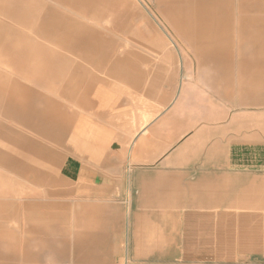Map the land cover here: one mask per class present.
Here are the masks:
<instances>
[{"label":"crops","instance_id":"obj_1","mask_svg":"<svg viewBox=\"0 0 264 264\" xmlns=\"http://www.w3.org/2000/svg\"><path fill=\"white\" fill-rule=\"evenodd\" d=\"M103 6V0H0V65L10 68H0V145L18 143L5 132L3 117L48 138L62 137L69 155L60 170L78 180L84 196L91 198L90 212L102 214L89 220L85 230L81 224L78 238L60 247L45 242L34 251L25 242L18 252L15 243L6 241L4 226V219L15 215L14 198L0 194V264L44 254L54 261L70 254L74 264H264V0L162 4L197 64H208L212 81L221 83L228 107L207 102L186 107L184 98L193 88L185 85L167 106L164 100H150L159 88L155 83L145 87L139 76L138 85L116 77L88 83L79 110H70L67 122L60 121L48 112V104H34L40 92L15 74L35 83L46 71L54 79H71L75 76L66 65L71 61L66 52H78L84 60L109 59L113 64L101 65L111 69L133 64L128 52L87 49L92 30L72 14L98 17ZM52 64H63L62 72ZM70 92L59 90L61 95ZM162 94L167 91L160 87ZM25 168L0 147V180L8 179L6 173L25 176ZM106 208L127 219L104 216ZM170 212L178 213L176 224H169ZM156 213L157 221L152 219ZM26 227L36 229L30 223ZM174 227L172 236L167 230ZM4 246L11 249L3 251Z\"/></svg>","mask_w":264,"mask_h":264},{"label":"rangeland","instance_id":"obj_2","mask_svg":"<svg viewBox=\"0 0 264 264\" xmlns=\"http://www.w3.org/2000/svg\"><path fill=\"white\" fill-rule=\"evenodd\" d=\"M44 1L48 2V0ZM165 1L103 0L101 16L72 14L77 15L85 27L92 30V33L86 37L87 49L93 46L94 50L107 53L116 52V50L128 52L133 64L129 66L115 64L118 69H111L101 65L113 64L109 59L102 62L95 56L96 58L94 57L93 60L90 58L84 60L78 52H66L71 58L70 64L66 65L73 71V76L76 78L64 80L57 77L54 79L51 76L52 72L48 75L46 71L45 75L40 76L42 77L41 82L35 83L25 79L26 77L23 75L20 77L19 72L15 76L20 78L19 81L23 84L40 92L41 98L33 99L35 105L41 108L48 104L50 107L48 112L64 122H67L70 110H79L78 100L80 97L84 100L86 97V91L89 89L88 83L110 82L116 77L120 79V83L124 81L132 84L136 81L135 77L139 76L140 82L143 80L142 83L145 87L155 83L159 88H156L150 95V100H164V104L167 106L174 94L179 93L181 85H185L193 88V91L184 98L186 107L197 108L204 102H207L209 107H228V102L223 101L221 91L219 92L221 83L212 81L213 71L210 66L197 64L192 50L181 38L173 22L164 14L162 4ZM36 40L45 46L49 45L40 38H36ZM52 47L56 49L54 46ZM95 64L99 65L96 67ZM44 65L42 64V67ZM52 66L62 72L63 64H52ZM52 66L47 67L51 68ZM0 68L10 69L8 64H1ZM140 72L143 76L139 75ZM64 87L70 89V94L61 95L59 93V90ZM160 87L167 91L166 95L160 96ZM1 122L8 128L5 132L9 137L18 143L16 145L5 140L0 147L14 155L25 167L30 169H24L25 176L13 177L10 173H6L8 179L0 180V194L7 198L13 197L16 205L15 215L4 219V226L9 232L6 241L15 243V248L21 252L26 248L25 242H29L31 244L29 249L35 251L45 242H53L57 247H60L64 241L71 242L73 237L77 239L81 226L84 228L85 224L90 225L89 220L94 221L96 215L102 216V214H95L94 209L90 212L94 208L89 205L91 198L84 196V191L80 190L78 180L68 178L60 170L62 161L69 155L63 146V138L61 137L60 140L52 136L48 138L30 126L4 117L1 118ZM80 193L82 194L80 195ZM108 209L106 208L104 216L114 217V219H117L118 216L119 220L127 219L126 214H116ZM167 215L169 224L177 223V212H170ZM158 216L159 214L156 213L155 219L153 217L152 219L157 221L159 220ZM100 219L101 217H99ZM29 223L36 225V229L27 230L26 226ZM70 227H72L71 232H74V236L69 234ZM167 231L174 236L176 229L175 227L169 228ZM171 239L170 241L174 243L175 239ZM9 249L11 248L4 246L3 251H9ZM18 258L16 259L17 264H74L70 254L60 261H54L50 254H44L34 260H23L22 256ZM188 263L210 264L208 262L156 260L146 262L127 260L124 264ZM238 264L250 263L242 261Z\"/></svg>","mask_w":264,"mask_h":264}]
</instances>
